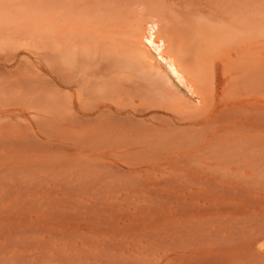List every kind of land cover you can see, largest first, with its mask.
<instances>
[{
    "label": "rangeland",
    "instance_id": "374dc122",
    "mask_svg": "<svg viewBox=\"0 0 264 264\" xmlns=\"http://www.w3.org/2000/svg\"><path fill=\"white\" fill-rule=\"evenodd\" d=\"M52 14L53 54L50 0H0V264H264V133L244 120L264 108V89L239 87L242 103L220 104L217 65L213 108L188 112L133 64L100 58L116 48L137 59L152 16L191 42V26L216 13L201 0H53ZM79 21L97 54L68 66ZM251 42L262 58L264 33L250 35L236 64ZM98 61L115 103L94 109L85 96L82 109L67 82L91 78ZM80 119L100 129L87 143Z\"/></svg>",
    "mask_w": 264,
    "mask_h": 264
},
{
    "label": "bare ground",
    "instance_id": "6f19581e",
    "mask_svg": "<svg viewBox=\"0 0 264 264\" xmlns=\"http://www.w3.org/2000/svg\"><path fill=\"white\" fill-rule=\"evenodd\" d=\"M201 3L216 14L207 20L209 23H195L191 26V42H185L173 32L168 21L155 15L145 22L140 40L142 48L138 51L140 55L137 59L123 56L116 52V48H110L111 50L107 52L102 51L100 57L102 63L110 60V68L133 64L139 72L147 75L152 82V88L162 96L164 101L172 105L177 102L182 103L188 112L200 107L213 108L216 103V69L219 65L220 80L223 82L219 103L222 105L242 103L243 98L235 93L239 87L260 86L264 89V53L261 58L256 51L255 43L249 44V52L241 59V65L236 64L234 58L238 54L240 40L250 35L264 33V19L261 18L262 20L259 21L256 10L259 3L257 0H201ZM52 13L53 0H50L49 50L51 54L55 52ZM160 22L164 24V32L167 36L173 39L171 50L168 48L167 37L160 31ZM84 24V21H79L75 27L76 47L66 61L68 66L75 67L78 58L84 61L88 60L89 56L92 61L96 58L97 42L90 41V35L84 31ZM101 61L92 64L91 78L87 79V76L83 77L84 74L78 72L77 76L67 82L68 85L78 88L76 98L82 109L86 108L83 105L85 96L93 99L94 109H110V104L115 103L114 94L117 91L114 84L103 80L102 77L99 81L98 75L102 70L99 68ZM61 62L60 66L63 64ZM246 70H251V75ZM52 72L54 73L53 70ZM237 72L244 74L240 81L236 77ZM171 93L173 95H170ZM50 98L53 103H58L55 93ZM72 104L73 101L66 98L64 106L67 110L71 109ZM89 111L82 114V117L92 116V110L89 109ZM238 114H233L234 119L241 121L242 116ZM244 114V120L250 125V129L264 133V108L258 111L253 107L247 109ZM80 123L83 128L77 134L80 142L87 143L100 132L96 126H84L90 123L88 119H80Z\"/></svg>",
    "mask_w": 264,
    "mask_h": 264
}]
</instances>
